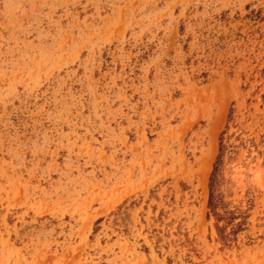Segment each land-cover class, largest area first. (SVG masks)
Masks as SVG:
<instances>
[{
  "label": "rangeland",
  "instance_id": "obj_1",
  "mask_svg": "<svg viewBox=\"0 0 264 264\" xmlns=\"http://www.w3.org/2000/svg\"><path fill=\"white\" fill-rule=\"evenodd\" d=\"M0 264H264V0H0Z\"/></svg>",
  "mask_w": 264,
  "mask_h": 264
},
{
  "label": "trees",
  "instance_id": "obj_2",
  "mask_svg": "<svg viewBox=\"0 0 264 264\" xmlns=\"http://www.w3.org/2000/svg\"><path fill=\"white\" fill-rule=\"evenodd\" d=\"M210 205H211V207H212V200H210Z\"/></svg>",
  "mask_w": 264,
  "mask_h": 264
}]
</instances>
